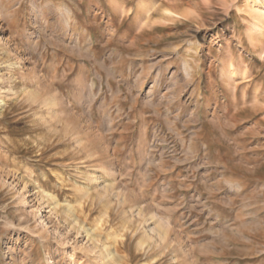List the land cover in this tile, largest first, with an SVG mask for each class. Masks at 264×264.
Returning a JSON list of instances; mask_svg holds the SVG:
<instances>
[{
	"label": "rangeland",
	"instance_id": "obj_1",
	"mask_svg": "<svg viewBox=\"0 0 264 264\" xmlns=\"http://www.w3.org/2000/svg\"><path fill=\"white\" fill-rule=\"evenodd\" d=\"M245 1L0 0V264H264Z\"/></svg>",
	"mask_w": 264,
	"mask_h": 264
},
{
	"label": "bare ground",
	"instance_id": "obj_2",
	"mask_svg": "<svg viewBox=\"0 0 264 264\" xmlns=\"http://www.w3.org/2000/svg\"><path fill=\"white\" fill-rule=\"evenodd\" d=\"M252 1L253 0H246L245 1V3L242 5V6H249L250 4H252ZM260 10H259V12H260V17H261V20L260 21H264V6L263 7H261L260 6V8H259ZM253 16H254V19H257L259 16H256L255 14H253ZM258 23V28H260L261 27V25H263L262 23H260L259 21L257 22ZM257 25V24H256ZM257 28V27H256ZM261 30H262V28H260ZM264 29V28H263ZM263 31V30H262ZM261 32V31H260ZM7 67V66H6ZM12 67H13V65H11L10 66V69H12ZM9 74H11V72H9ZM7 82V78L6 77H2L1 75H0V94H1V96H0V103H3L4 102V99H5V97L8 95L7 93V91L5 90V89H3L2 88V86L1 85H3V84H5ZM208 104V103H207ZM208 107V106H207ZM207 107H204V108H207ZM92 179L93 180H96L97 179V176L96 175H94L93 177H92ZM48 196H49V194H47ZM135 199V198H134ZM146 208V207H145ZM67 211H71V207L69 206V205H67ZM66 211V212H67ZM161 219V218H160ZM75 221V220H74ZM158 222V221H157ZM166 222H168V221H166ZM155 223V222H154ZM160 223V222H159ZM89 229V228H88ZM88 229L87 230H85L86 231V233H89V231H88ZM160 229V228H159ZM146 234H147V236H151V234H153L154 232L155 233H157V235L159 236V235H161L162 234V232H161V234L160 233H158V232H160V230L157 232V230L155 229V226H153V225H147V227H146ZM172 231V230H171ZM90 234V233H89ZM156 235V234H155ZM146 236V235H145ZM163 236V235H162ZM94 237V236H93ZM157 237V236H156ZM160 237V236H159ZM150 238V237H149ZM152 238H154V237H152ZM151 238V239H152ZM117 244V243H116ZM103 249H105V251H106V255L104 256L103 254H101L102 255V258H105V257H110V258H113V254H112V252L111 251H109L107 248H106V246H104L103 245ZM53 263V262H52ZM106 263V262H105Z\"/></svg>",
	"mask_w": 264,
	"mask_h": 264
}]
</instances>
